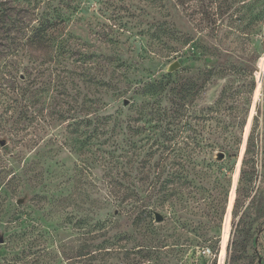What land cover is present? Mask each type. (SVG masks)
Returning <instances> with one entry per match:
<instances>
[{"label": "rangeland", "instance_id": "rangeland-1", "mask_svg": "<svg viewBox=\"0 0 264 264\" xmlns=\"http://www.w3.org/2000/svg\"><path fill=\"white\" fill-rule=\"evenodd\" d=\"M1 8L0 264H264V0Z\"/></svg>", "mask_w": 264, "mask_h": 264}, {"label": "water", "instance_id": "water-1", "mask_svg": "<svg viewBox=\"0 0 264 264\" xmlns=\"http://www.w3.org/2000/svg\"><path fill=\"white\" fill-rule=\"evenodd\" d=\"M179 67V62L177 60H175L172 64H170L168 67H167V71L169 72H172L174 71L176 68ZM124 105H126L128 103L127 100H124ZM6 142L3 140V139H0V145H5ZM224 157V153H219L218 154V159H223ZM17 203H21V199L17 200ZM155 214V219L156 221H161L163 219V216L161 214H159L158 212H154Z\"/></svg>", "mask_w": 264, "mask_h": 264}, {"label": "trees", "instance_id": "trees-1", "mask_svg": "<svg viewBox=\"0 0 264 264\" xmlns=\"http://www.w3.org/2000/svg\"><path fill=\"white\" fill-rule=\"evenodd\" d=\"M2 8L0 9V14H2ZM39 40H41V39H39ZM128 104V103H127ZM126 104V105H127ZM181 110H182V105L180 104V103H177V107H176V113H181ZM220 153H222V152H220ZM224 153V152H223Z\"/></svg>", "mask_w": 264, "mask_h": 264}]
</instances>
